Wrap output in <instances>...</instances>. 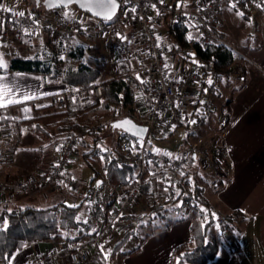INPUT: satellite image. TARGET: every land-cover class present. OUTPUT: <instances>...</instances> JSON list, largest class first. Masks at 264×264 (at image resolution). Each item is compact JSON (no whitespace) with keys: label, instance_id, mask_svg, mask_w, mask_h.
Returning <instances> with one entry per match:
<instances>
[{"label":"built area","instance_id":"1","mask_svg":"<svg viewBox=\"0 0 264 264\" xmlns=\"http://www.w3.org/2000/svg\"><path fill=\"white\" fill-rule=\"evenodd\" d=\"M119 1V11L111 20L94 16L89 18L84 11L74 9H65L64 12L53 9L45 17L46 14L40 16L30 7H15L0 1V5H3L0 8L1 47H9L17 40L44 32L57 43L73 40L85 44L96 38L106 42L107 77L117 78L121 74L131 76L137 85L135 102H140L144 107V112H137L136 105L134 110L128 106H116L110 113V121L131 116L148 127L145 138L129 135L120 141L122 153L117 158V164L136 166L133 177L128 181L117 182L115 192L111 194L98 184L88 185L83 218L86 223L93 225V234L85 236L87 239L46 250L25 264H88L97 252L109 255L118 233L128 227L134 228L139 223L140 216L136 208L153 165L161 169L160 179L164 187L162 198L165 201L173 202L183 216H189L192 207H196L203 222L217 223L225 235L231 237L232 219L200 196L193 181V173L189 171L192 165H197L216 171L219 177L228 174L227 149L222 140L228 122L226 110L219 111L221 137H195L197 128L217 108L215 97L223 75L215 62L208 63L194 57L190 47L168 39L161 28L160 14L170 12L172 23L188 25L191 41L231 46L218 33L221 11L225 7L244 11L246 5L253 4L264 12V0H206L182 6H177L174 0ZM19 12L25 15H17ZM237 53L240 57L231 64L230 72L236 77H243L247 59L239 51ZM57 67L62 69L60 63ZM77 91H85L81 95L82 102H85L88 95L102 97L104 87L99 82L86 89L78 88ZM53 103L58 109L66 107L67 93L55 94ZM180 126L186 130L187 144L178 153L163 150L149 141L150 138H166ZM122 132L119 130L118 136ZM82 135L81 131L76 135L67 134L60 141L56 158L48 168H40L11 181L0 175V193L9 187L27 189L50 186L70 189L78 185L76 176L69 177L67 172ZM14 136L15 125L1 121L0 162L10 164L14 161ZM105 149L101 146L99 150Z\"/></svg>","mask_w":264,"mask_h":264},{"label":"crops","instance_id":"2","mask_svg":"<svg viewBox=\"0 0 264 264\" xmlns=\"http://www.w3.org/2000/svg\"><path fill=\"white\" fill-rule=\"evenodd\" d=\"M0 1L15 7H23L21 0ZM204 1L206 0H174L177 6L198 4ZM48 11L50 12L46 14H51L52 10ZM236 12L248 18L255 16L257 23L260 22L259 16L264 21V12L253 4L246 5L244 11L225 7L220 13L218 33L242 53L247 61L243 77H236L232 74L222 76L215 97L217 110L205 119L195 133L197 138L213 139L220 129L219 111L223 108L226 110L228 122L224 128L222 140L227 149L228 174L219 177L214 170L201 167L199 169L197 165H192L193 168H198L199 173H192L197 180L199 179L207 202L228 216H237L232 219L231 237H227L220 225L212 221L209 237L216 239L218 249L205 264H264V40L250 48L235 40L236 19L234 17ZM256 30L261 31L259 26H256ZM47 36L49 35L44 32L31 38L17 40L9 47L0 46L5 51H0V55L7 65L6 68H0V77H3L0 83L13 89L5 96V100L20 101L0 107V118L6 116L21 119L38 117L36 120L24 121L20 125H15L16 133L12 141L15 151L14 161L10 164L0 162V175L6 180H16L24 174L50 167L57 155L59 146L57 143H60L64 134V136L67 135L62 129L63 134H56L52 130L50 136H41V128L37 125H47L53 121L45 108L46 104L52 101L55 94L66 92L72 89V86L63 78H56L41 72L15 70L10 67L15 55L44 54V45L41 43L47 39ZM233 41L236 44H233ZM239 46H245V48ZM105 56L107 61V54ZM26 96L31 98L25 99ZM221 97L224 100L218 106L217 100ZM135 105L137 112H144V107L140 102H134ZM81 138L75 148V158L67 172V176L75 175L77 179L78 172L74 165L77 161V151L85 152L92 142L84 144ZM0 144H2L1 141ZM97 158L93 160L96 161ZM97 163L99 169L95 171L94 177L98 176L102 180L98 185L107 193L115 192V183L110 182L106 176L104 160L103 163L98 161ZM96 179L93 178L88 183L84 182L86 190L83 194L80 193L79 179V184L70 189H55L50 186L27 189L9 187L0 193V211L5 206H38L37 203L45 201L51 203L47 206L63 202L78 204L79 199H81L79 203L82 204L84 211L87 187L91 183L97 184L94 182ZM148 181L149 189H142L141 200L143 201L147 195H150L149 193L152 197H162L164 187L160 177L155 174L154 166L149 172ZM147 191H149L148 194ZM143 206L138 205L136 210L145 211ZM66 237L64 233L48 240L31 242L26 247L16 250L7 264H25L46 250L72 244L67 242ZM191 239L190 219L173 220L167 227H158L150 232L133 251L125 252L123 263L173 264L176 246L190 242ZM181 264L195 263L183 260Z\"/></svg>","mask_w":264,"mask_h":264},{"label":"trees","instance_id":"3","mask_svg":"<svg viewBox=\"0 0 264 264\" xmlns=\"http://www.w3.org/2000/svg\"><path fill=\"white\" fill-rule=\"evenodd\" d=\"M26 2L40 16L49 12L43 6L36 5L32 0H26ZM84 13L90 15L88 12ZM169 17H171L170 12L160 14L162 21L161 28L168 39L176 41L183 46L190 47L192 49L191 54L194 57L205 60L208 63L211 61L215 62L217 68L222 72V75L226 76L231 74V64L240 57L234 47L222 43H199L197 41H191L189 39L190 27L183 23H172ZM64 43H70L69 45H72L68 52L70 61L67 62L63 69H59L57 67V57L58 53L65 48ZM57 44L55 54L49 56L48 54H35L32 56L15 55L11 60L10 67L15 70L35 71L56 78H63L72 86V89L66 91L68 103L65 108L55 109L53 98L50 103L46 104L45 108H54L51 117L56 118V120L50 122L48 125H54L60 129H64L69 135H76L79 131L83 135H92L93 141L84 152L86 159L91 161L98 156L102 157L104 155V169L108 180L115 184L119 181H128L134 176L136 166H119L117 164V158L121 153L115 143L120 142L124 137L130 136L122 132L121 135H116L115 142L110 144L106 138L112 132L111 121H109L108 132L99 130L101 127L99 122L102 120L101 118L110 114L116 106H128L133 110L135 109L134 102L137 85L134 79L127 74H121L117 78L104 77L99 79L103 69L83 59L86 49L90 45L86 46L73 40H62ZM96 62L101 64L107 63L102 57H97ZM99 82L104 87L103 96L97 98L88 95V99L82 102L81 95L85 91L79 93L77 89H86ZM37 118L21 119L6 116L0 118V122L4 121L20 125L24 121L36 120ZM37 126L40 127V125ZM41 129L43 128L41 127ZM102 142L107 147H105V151L100 152L99 149ZM196 185L200 196L207 202L203 194V187L199 185V182ZM143 189H149L147 182ZM166 204L171 205L172 209L175 208L173 202L153 201L149 205L151 208L150 212L157 211L158 214L167 212L169 207L166 209ZM236 217L235 215L229 216L230 219ZM183 218H189L191 221L192 239L190 242L176 246L173 264H181L183 260L195 264H205L216 254L218 249L216 239L209 237L212 221L203 222L200 219L199 211L194 206L189 216H183L179 213L171 217L172 221ZM169 223L170 221L166 220L160 227H167ZM152 226L148 225V229ZM64 231L73 232L66 237L68 243H73L83 236L93 233V225L84 221L81 203L68 204L63 202L49 206L15 205L13 207H3L0 211V264H7L16 250L26 247L29 243L54 238L60 234H64ZM126 238L127 236L118 242L112 250L110 255L112 259L120 251ZM133 250H127L125 252H131ZM177 257L180 261L178 263L176 262ZM95 261L99 263L101 259L97 258Z\"/></svg>","mask_w":264,"mask_h":264},{"label":"rangeland","instance_id":"4","mask_svg":"<svg viewBox=\"0 0 264 264\" xmlns=\"http://www.w3.org/2000/svg\"><path fill=\"white\" fill-rule=\"evenodd\" d=\"M21 6L23 7H29L27 6V2L25 0H21ZM32 2H34L37 5V0H32ZM42 6L41 3L38 4V6ZM65 9H74L76 11H81L80 9L77 8L76 5H71L68 6V8H59L58 10H60L61 12H64ZM53 11V10H52ZM51 11V12H52ZM50 12V11H49ZM237 14H235L234 19H236V26H235V40L239 41L242 45H246L248 48H250L253 45H258L262 40H264V21H262V19L259 16L260 22L257 23L255 16L252 18H248V17H244L240 12H236ZM49 14L44 15L45 17H48ZM89 18H94L92 15H87ZM256 26H259V29H261V31H257L256 30ZM48 35V34H47ZM49 36H47L46 40H43V42L41 43L42 45H44L43 49L44 50V54H48L52 55L55 54L56 51V47H57V42H55L53 39H51ZM232 40V39H231ZM70 44V43H69ZM68 43H64L63 45L65 46V48H61L62 51H60L58 53V61L57 63H60L62 65V69L63 67L66 66L67 62L70 61L68 52L70 46ZM233 44L234 43L233 41ZM86 46L90 45V47H87L86 52H85V56H84V60L86 62H89L90 64L95 65L96 67H100L102 70V74L99 77V79H102L104 77H107L106 73H105V69H106V64H101V63H97L96 62V58L97 57H102L103 59L106 60L105 55L107 54V44L106 42H104L102 39H97L93 40L91 42H87L85 43ZM240 47V46H239ZM238 48V47H237ZM240 48H245L244 47H240ZM245 50V49H244ZM1 52H5L4 50H2L0 48ZM3 58V57H2ZM4 61V60H3ZM104 65V66H103ZM224 100L223 97L219 98L217 100V105L220 104L222 101ZM219 106V105H218ZM65 108V107H64ZM58 109V108H55ZM63 109V108H62ZM54 108H47V112L48 115L51 116V113L53 112ZM217 110V108H216ZM222 110H225L224 108ZM111 113V112H110ZM110 114H107V116L101 118L102 120L99 122L101 124V127L99 130L103 131H109V121H110ZM53 121L56 120L55 117L51 118ZM14 124V123H12ZM49 124V123H48ZM40 125V128L42 127L43 129L40 130V135L41 136H50L52 134V130L54 133L56 134H63L62 129L56 127V126H51V125ZM15 125V124H14ZM80 132V131H79ZM113 128H112V132L110 134V136H108L106 138V140L110 143L113 144L115 142V136L116 134H114ZM220 131H218V134L215 135V137L217 135H219V137H221L220 135L222 133H219ZM15 133H16V126H15ZM66 134H68L66 132ZM119 134V130L117 131V136ZM185 134H186V130L184 127L180 126L178 127L172 134H170L168 137L163 138V139H152L150 138V142H152L154 145L160 147L161 149H164L166 151H170V152H174V153H178L181 151V149L183 148V145H186L187 141L185 139ZM65 135V134H64ZM63 135V138L65 137ZM81 141H84V144H87L88 142L93 141V136L89 135V134H85L84 136H81ZM214 137V138H215ZM62 138V139H63ZM61 139V140H62ZM60 143H57V145H59ZM117 144L116 146H118V150L120 151V153H122L121 149H120V142L115 143ZM86 146V145H85ZM101 146L103 148L107 147V145H104V142L101 143ZM100 146V147H101ZM104 150H101L100 152H102ZM77 161L74 163L75 165V170L78 172V179L80 180L81 184V190L80 193L83 194L85 193V186L83 185L84 182H89L90 180H92L93 178L96 179L94 182L97 184L101 183V178L94 177L95 175V171L99 169L98 167V162L103 163L102 158L104 157V155H102V157L98 156L97 160H91L90 162L87 161V159L85 158L84 152L82 151H77ZM79 156V157H78ZM75 158V157H74ZM155 167V174L158 175V177L161 176V169L159 166L157 165H153ZM199 167V166H198ZM200 169V167H199ZM190 172H198V168L197 167H191L189 169ZM216 173V171H214ZM199 173V172H198ZM161 178V177H160ZM199 180V179H198ZM195 176L193 175V181L195 182V184L197 182H199ZM149 184V181L147 182ZM157 183V182H156ZM150 185V184H149ZM200 185V184H199ZM201 186V185H200ZM145 187V184L143 186V188ZM142 188V189H143ZM147 194L149 193V191L146 192ZM151 195V193H149ZM150 195H147L144 200L142 201L141 198L139 199V204L138 205H144V209L145 211L139 210L138 214L140 216L139 219V223L134 227H128L124 232L122 233H118V235L116 236V240H115V244L111 245L110 247V251H109V255H104L101 252H97L91 259V261L88 264H124L123 263V259H124V253L125 251H129L132 249H135L139 244H141L143 242V240L145 239V237L148 236V232H151L152 230H155L156 228L160 227V225H162V223L164 221H172L171 217L178 215L179 212L174 208H171V205L166 204V209L167 207H169V210H167V212L164 213H160L158 214L157 211H153L150 212V203H152L153 201H161V202H167L165 201V199H163L161 196L157 197H152ZM78 198V197H77ZM78 200V199H77ZM79 201H81V199H79ZM78 201V203H79ZM142 201V202H141ZM168 203V202H167ZM49 203L48 201H45L44 203L40 202L37 203L38 206H47ZM83 208V207H82ZM157 213V214H156ZM148 225H153L150 229H148ZM158 226V227H157ZM149 230V231H148ZM65 235H69L72 234L73 232L71 231H64ZM89 235V234H88ZM85 235V236H88ZM85 236H83L80 239H87ZM125 236H127L125 243L122 245L120 251L117 253V255L112 259L111 258V252L112 250L115 248V246L117 245L118 242H120ZM79 239V240H80ZM114 243V242H113ZM101 259V262H97L95 261V259ZM179 261V258H176V262Z\"/></svg>","mask_w":264,"mask_h":264},{"label":"water","instance_id":"5","mask_svg":"<svg viewBox=\"0 0 264 264\" xmlns=\"http://www.w3.org/2000/svg\"><path fill=\"white\" fill-rule=\"evenodd\" d=\"M39 3H41V5L46 10L65 8L71 5H76L78 9L84 12H88L90 15L96 18L105 19L103 15L101 16L95 15V13L99 11L100 9H98L95 6L94 0L93 2H89V0H79V2H77V0H73L71 4H67V5H65L63 0H37V5ZM82 3L85 5L84 7L81 6ZM49 4H51L52 7H49ZM119 8H120V1L117 0V9L115 11V14L112 16V18H114L117 15ZM125 121H129L130 123H124ZM111 125L114 131L121 130L132 137L145 138L148 132V127L146 125L138 123L131 116H124V117L117 118L111 121ZM116 125H122V126L117 127Z\"/></svg>","mask_w":264,"mask_h":264},{"label":"snow or ice","instance_id":"6","mask_svg":"<svg viewBox=\"0 0 264 264\" xmlns=\"http://www.w3.org/2000/svg\"><path fill=\"white\" fill-rule=\"evenodd\" d=\"M65 5L71 4L73 0H63ZM79 2V0H77ZM89 2H93V0H89ZM95 6L100 9L95 13L97 16L103 15V17L107 20H111L112 16L115 14V11L117 9V0H94ZM82 7L85 5L82 3ZM49 7H52L51 4H49ZM0 8H3V5H0ZM8 10V9H4ZM19 16H24L25 13L19 12L17 13ZM67 15V14H66ZM7 65L4 63L2 55H0V68H6ZM139 79V77H137ZM3 80V77H0V81ZM13 91L12 88L8 87L6 84L0 83V107H6L9 104H15L19 103L20 101L15 100V99H8L5 100V96H7L9 93ZM31 97H25V99H30ZM25 111H28V109H25ZM124 123H130L129 121H125ZM117 127H121L122 125H116ZM201 211H204V209H201ZM215 215V214H213ZM207 242V241H205ZM101 249L103 250V246H101Z\"/></svg>","mask_w":264,"mask_h":264}]
</instances>
